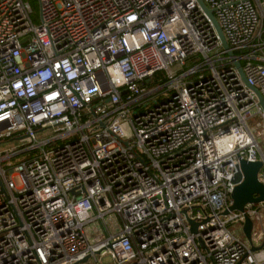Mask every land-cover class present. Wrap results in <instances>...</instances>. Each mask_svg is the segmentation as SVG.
I'll return each instance as SVG.
<instances>
[{"label":"built area","instance_id":"2783aa9c","mask_svg":"<svg viewBox=\"0 0 264 264\" xmlns=\"http://www.w3.org/2000/svg\"><path fill=\"white\" fill-rule=\"evenodd\" d=\"M37 1L0 0V264H264V203L228 211L264 163L234 64L264 99V0H202L234 57L196 0Z\"/></svg>","mask_w":264,"mask_h":264},{"label":"water","instance_id":"95a60500","mask_svg":"<svg viewBox=\"0 0 264 264\" xmlns=\"http://www.w3.org/2000/svg\"><path fill=\"white\" fill-rule=\"evenodd\" d=\"M197 4L200 8L205 12V14L209 17L223 48L227 51V55L230 57H234L233 52L230 50L227 45L224 36L219 28L216 19L213 16L212 10L208 9L202 0H196ZM235 67L238 70L239 75L244 81L245 85L251 89L256 95L258 104L261 110L264 113V99L260 95L259 91L254 87H249L246 84L245 77L241 70L240 63L237 60H234ZM264 163L262 161L256 162H248L246 160L239 159V163L236 165V171L232 178V183L235 185L232 193H231V201L232 204L229 207L228 211L230 212H243L244 208L248 204L259 205L264 203V184L259 181L258 174L262 169ZM228 211L224 213L227 214ZM191 225L192 233L196 232V224L192 221H189ZM253 222L252 220L245 216L244 224H243V233L246 240L251 243V231H252ZM264 248V239L259 247H251V251L257 252ZM86 258L82 261L85 262ZM240 264V263H238Z\"/></svg>","mask_w":264,"mask_h":264},{"label":"rangeland","instance_id":"374dc122","mask_svg":"<svg viewBox=\"0 0 264 264\" xmlns=\"http://www.w3.org/2000/svg\"><path fill=\"white\" fill-rule=\"evenodd\" d=\"M32 8V18H33V21L35 24L38 23V19H39V4H38V1L37 0H27ZM191 66V63L189 61H187L185 63V66L183 67L184 70L188 69L189 67ZM178 69V66H175L174 70ZM260 122V119L258 117H253L251 120L248 121V125L253 128V126H255L257 123ZM53 133L52 129H48L42 133H38L37 134V139H42V138H46V137H49L51 136ZM258 133V135H257ZM254 134L256 135V139L257 141L259 142L260 144V149L262 152H264V128L263 127H259V128H256L255 131H254ZM15 145V143L13 142H7L6 144H4L3 146H0V151H3L5 149H8V148H11ZM74 194V193H73ZM258 211V216L263 219V216L264 215V208H261V209H257ZM106 222H108L109 220V217H106ZM252 221L254 223L257 222V218L254 217L252 219ZM98 226H99V222L98 221H94L93 224H91V227L92 228H96L98 229ZM86 230L89 232V236L90 238L92 239L93 236H95L96 234L91 232V230L86 227ZM231 230H234V228H231ZM99 234H102L101 231H99ZM237 236H239L241 239H243V236L241 233H238ZM262 251H259V252H256L257 254L261 253ZM263 253H264V250H263ZM263 257H264V254H263ZM262 258V257H261ZM111 260H110V257L109 256H105L104 258H102V264H108L110 263Z\"/></svg>","mask_w":264,"mask_h":264},{"label":"crops","instance_id":"0c3cea01","mask_svg":"<svg viewBox=\"0 0 264 264\" xmlns=\"http://www.w3.org/2000/svg\"><path fill=\"white\" fill-rule=\"evenodd\" d=\"M263 216V220H264V215H262ZM263 250H264V248H262L260 251H262L261 253H259V254H257V257H259L260 259H262V260H264V257H263ZM257 252H259V251H257ZM262 257V258H261Z\"/></svg>","mask_w":264,"mask_h":264},{"label":"trees","instance_id":"16d2710c","mask_svg":"<svg viewBox=\"0 0 264 264\" xmlns=\"http://www.w3.org/2000/svg\"><path fill=\"white\" fill-rule=\"evenodd\" d=\"M163 76V74L161 72L157 73L155 78H161Z\"/></svg>","mask_w":264,"mask_h":264}]
</instances>
